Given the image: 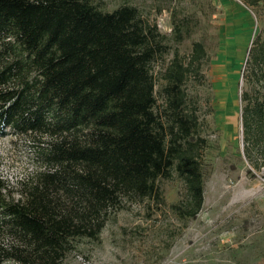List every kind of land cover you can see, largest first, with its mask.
<instances>
[{
  "label": "trees",
  "instance_id": "obj_1",
  "mask_svg": "<svg viewBox=\"0 0 264 264\" xmlns=\"http://www.w3.org/2000/svg\"><path fill=\"white\" fill-rule=\"evenodd\" d=\"M255 0L249 2L254 5ZM171 33L181 27L170 21ZM137 9L111 11L92 0H0V138L26 139L42 168L12 198L0 179V264H59L70 241L95 239L110 212L126 201L157 198L156 182L181 180L187 216L202 204L197 121L184 112L183 85L205 58L193 43L184 63ZM246 67L257 90L240 100L242 156L264 167V29ZM194 139V140H193Z\"/></svg>",
  "mask_w": 264,
  "mask_h": 264
},
{
  "label": "rangeland",
  "instance_id": "obj_2",
  "mask_svg": "<svg viewBox=\"0 0 264 264\" xmlns=\"http://www.w3.org/2000/svg\"><path fill=\"white\" fill-rule=\"evenodd\" d=\"M111 11L127 5L154 23L168 51L154 65L155 111L164 108L157 73L176 55L184 63L193 43L205 58L197 76L186 77L184 112L193 113L203 194L198 213L171 173L156 182L159 196L126 201L110 212L95 239L69 243L59 264H264V167L251 168L242 156L240 97L257 90L246 67L254 37L264 29V0H92ZM181 27L171 33L170 21ZM194 140V139H193ZM26 139L0 138V179L12 198L19 184L42 166L32 160ZM0 242H10L0 233Z\"/></svg>",
  "mask_w": 264,
  "mask_h": 264
},
{
  "label": "built area",
  "instance_id": "obj_3",
  "mask_svg": "<svg viewBox=\"0 0 264 264\" xmlns=\"http://www.w3.org/2000/svg\"><path fill=\"white\" fill-rule=\"evenodd\" d=\"M263 183H264V181H263Z\"/></svg>",
  "mask_w": 264,
  "mask_h": 264
}]
</instances>
